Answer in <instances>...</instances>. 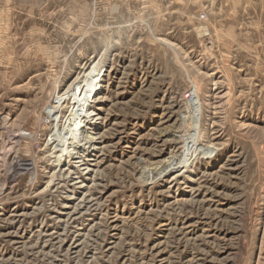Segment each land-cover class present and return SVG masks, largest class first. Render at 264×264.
Returning a JSON list of instances; mask_svg holds the SVG:
<instances>
[{
    "label": "rangeland",
    "instance_id": "obj_1",
    "mask_svg": "<svg viewBox=\"0 0 264 264\" xmlns=\"http://www.w3.org/2000/svg\"><path fill=\"white\" fill-rule=\"evenodd\" d=\"M0 264H264V0H0Z\"/></svg>",
    "mask_w": 264,
    "mask_h": 264
},
{
    "label": "bare ground",
    "instance_id": "obj_2",
    "mask_svg": "<svg viewBox=\"0 0 264 264\" xmlns=\"http://www.w3.org/2000/svg\"><path fill=\"white\" fill-rule=\"evenodd\" d=\"M189 148V147H188ZM172 166V165H171ZM162 168V167H161ZM165 171V170H164Z\"/></svg>",
    "mask_w": 264,
    "mask_h": 264
}]
</instances>
